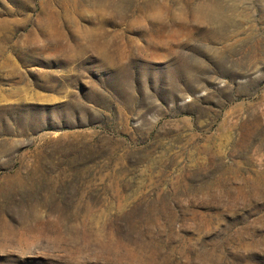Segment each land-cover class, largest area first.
Listing matches in <instances>:
<instances>
[{
  "label": "rangeland",
  "instance_id": "1",
  "mask_svg": "<svg viewBox=\"0 0 264 264\" xmlns=\"http://www.w3.org/2000/svg\"><path fill=\"white\" fill-rule=\"evenodd\" d=\"M0 264H264V0H0Z\"/></svg>",
  "mask_w": 264,
  "mask_h": 264
},
{
  "label": "bare ground",
  "instance_id": "2",
  "mask_svg": "<svg viewBox=\"0 0 264 264\" xmlns=\"http://www.w3.org/2000/svg\"><path fill=\"white\" fill-rule=\"evenodd\" d=\"M213 11H214V13H215V16H216V18L218 19H220V20H222V18H220V15L218 16V12H216L214 9H213Z\"/></svg>",
  "mask_w": 264,
  "mask_h": 264
}]
</instances>
